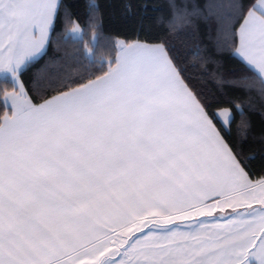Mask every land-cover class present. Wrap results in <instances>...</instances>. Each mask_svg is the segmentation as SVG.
<instances>
[{"label":"snow or ice","instance_id":"6c2138e0","mask_svg":"<svg viewBox=\"0 0 264 264\" xmlns=\"http://www.w3.org/2000/svg\"><path fill=\"white\" fill-rule=\"evenodd\" d=\"M104 11L0 0V264H264V0Z\"/></svg>","mask_w":264,"mask_h":264},{"label":"trees","instance_id":"16d2710c","mask_svg":"<svg viewBox=\"0 0 264 264\" xmlns=\"http://www.w3.org/2000/svg\"><path fill=\"white\" fill-rule=\"evenodd\" d=\"M66 2L76 3L77 5H82L87 3L88 0H66ZM94 2L101 4L104 7V25L105 28L110 31H120L131 34L133 30H138L140 27L141 17L144 15L147 16H159L167 13L169 10L170 4L173 0H94ZM177 4L187 3L188 0H175ZM201 3L204 0H200ZM135 4L139 9L148 7L149 9L159 8L163 9L164 12L156 13L148 11L147 13L138 12L136 8H126V5ZM81 15L85 9L80 8ZM145 25L149 22L144 21ZM228 67L232 70L237 69L239 66L235 62H229ZM28 76H25V80L29 79Z\"/></svg>","mask_w":264,"mask_h":264}]
</instances>
